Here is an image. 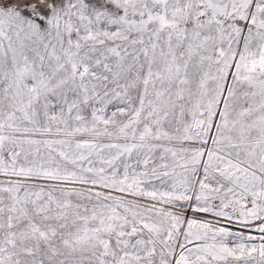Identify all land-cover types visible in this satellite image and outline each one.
<instances>
[{
    "label": "snow or ice",
    "instance_id": "6c2138e0",
    "mask_svg": "<svg viewBox=\"0 0 264 264\" xmlns=\"http://www.w3.org/2000/svg\"><path fill=\"white\" fill-rule=\"evenodd\" d=\"M0 264H264V0H0Z\"/></svg>",
    "mask_w": 264,
    "mask_h": 264
}]
</instances>
